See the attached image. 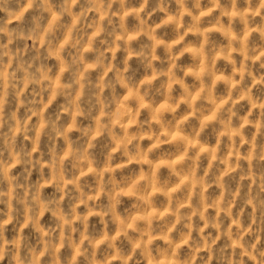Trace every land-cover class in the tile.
Here are the masks:
<instances>
[{"label":"clouds","instance_id":"obj_1","mask_svg":"<svg viewBox=\"0 0 264 264\" xmlns=\"http://www.w3.org/2000/svg\"><path fill=\"white\" fill-rule=\"evenodd\" d=\"M0 264H264V0H0Z\"/></svg>","mask_w":264,"mask_h":264}]
</instances>
